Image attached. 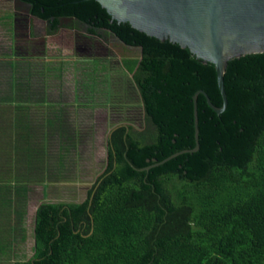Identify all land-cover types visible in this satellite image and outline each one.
I'll list each match as a JSON object with an SVG mask.
<instances>
[{
	"label": "trees",
	"instance_id": "obj_1",
	"mask_svg": "<svg viewBox=\"0 0 264 264\" xmlns=\"http://www.w3.org/2000/svg\"><path fill=\"white\" fill-rule=\"evenodd\" d=\"M47 30L61 16L138 48L123 57L153 131L125 120L105 136L80 201H40L32 253L3 264H264V51L230 57L221 105L214 66L187 47L110 18L96 0H23ZM139 167H143L139 169Z\"/></svg>",
	"mask_w": 264,
	"mask_h": 264
},
{
	"label": "crops",
	"instance_id": "obj_2",
	"mask_svg": "<svg viewBox=\"0 0 264 264\" xmlns=\"http://www.w3.org/2000/svg\"><path fill=\"white\" fill-rule=\"evenodd\" d=\"M26 17L22 35H3L7 47L0 49V264L31 255L37 203L83 190L73 200L80 201L103 166L93 172L101 160L95 117L103 102L86 100L82 88L84 59L101 60L102 53L74 49L66 23L62 33L49 34L37 29L44 19L28 10ZM83 31L78 35L103 45L101 32L88 33L85 24Z\"/></svg>",
	"mask_w": 264,
	"mask_h": 264
},
{
	"label": "water",
	"instance_id": "obj_3",
	"mask_svg": "<svg viewBox=\"0 0 264 264\" xmlns=\"http://www.w3.org/2000/svg\"><path fill=\"white\" fill-rule=\"evenodd\" d=\"M96 1L114 21H127L146 34L167 38L187 47L194 57L213 64L222 102L220 106L212 104L202 89L192 94L195 146L173 152L144 167L161 163L178 152L196 149V94L202 93L206 103L216 112L224 108L222 72L226 60L244 53L264 51V0Z\"/></svg>",
	"mask_w": 264,
	"mask_h": 264
},
{
	"label": "rangeland",
	"instance_id": "obj_4",
	"mask_svg": "<svg viewBox=\"0 0 264 264\" xmlns=\"http://www.w3.org/2000/svg\"><path fill=\"white\" fill-rule=\"evenodd\" d=\"M15 0H0V20L5 24L4 28L9 33L12 26V13L8 8L12 7V3ZM7 7V9H6ZM18 12H25L26 8L21 4H16L15 8ZM3 18V19H2ZM63 21L67 26H71V31L65 30V34L81 33L83 31L84 24L77 22L69 17H64ZM43 24L38 25L42 30ZM65 27L62 24V27ZM2 28H0V49L7 47L5 39H3ZM102 32V31H101ZM103 45L106 46V53L102 52V59L85 58L83 61L84 74L82 79V88H84L83 97L86 100L102 101L103 108L102 114L95 117L99 129L98 134V148L101 150V160L97 162L93 172L98 171L103 165L105 154V136L109 128L116 124L118 121H128L132 125L133 130H145L153 131L152 125L143 121V112L141 102L138 93L130 80L129 73L123 70L120 66V59L123 57H137L138 48L135 46L125 45L120 42L111 33H103ZM111 42L109 44L108 42ZM66 50V49H65ZM71 51L70 54H76L73 52V47L68 48ZM72 70V69H71ZM104 112H106L104 114ZM100 163V164H99ZM99 164V165H98ZM70 190V189H69ZM84 191L82 190L77 196L74 193H70V196L62 197L65 201H73L82 198ZM29 222V221H28ZM30 228V226H28ZM27 241L30 240V232L26 233ZM28 251L25 247L24 253Z\"/></svg>",
	"mask_w": 264,
	"mask_h": 264
},
{
	"label": "flooded vegetation",
	"instance_id": "obj_5",
	"mask_svg": "<svg viewBox=\"0 0 264 264\" xmlns=\"http://www.w3.org/2000/svg\"><path fill=\"white\" fill-rule=\"evenodd\" d=\"M16 4H21L23 7L25 6L26 11L29 8V3H27L26 1H23V0H15L12 3V8L13 7L15 8ZM12 8L11 7L9 8V11H11V13H12L11 30H10L9 33L6 31V29H2V30H3V35H10L11 38H14L18 34L22 35V31H25L24 27H25V24H26V18L27 17H26V13L25 12H18V11H16V9H12ZM63 18H64V16H61L59 18L58 27L57 28L52 29L51 31H48L47 30V24H46V26L45 25L41 26L42 30L40 32L49 33L50 34V33H55L57 31H59V29L61 28L62 24H65V22L63 21ZM45 22H46V20H45ZM37 29L39 30L40 28H37ZM33 30H34V28L32 27V31ZM60 32L62 33V30H60ZM101 35L103 36V33H101ZM72 41L74 42L73 43L74 44V49L83 48V50H86V51H97V52H100V53H102V52L106 53V46L105 45L96 44L90 38L84 37L82 35H78V33L72 35Z\"/></svg>",
	"mask_w": 264,
	"mask_h": 264
}]
</instances>
